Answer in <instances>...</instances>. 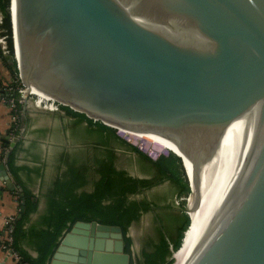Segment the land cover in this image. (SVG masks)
Returning <instances> with one entry per match:
<instances>
[{"label": "water", "instance_id": "water-1", "mask_svg": "<svg viewBox=\"0 0 264 264\" xmlns=\"http://www.w3.org/2000/svg\"><path fill=\"white\" fill-rule=\"evenodd\" d=\"M14 5L24 102L34 88L111 128L175 141L193 217L178 264H264V0ZM47 264H129V254L119 226L79 220Z\"/></svg>", "mask_w": 264, "mask_h": 264}, {"label": "trees", "instance_id": "trees-1", "mask_svg": "<svg viewBox=\"0 0 264 264\" xmlns=\"http://www.w3.org/2000/svg\"><path fill=\"white\" fill-rule=\"evenodd\" d=\"M8 0H0V12L2 22L0 27L7 38V49L9 56L4 55L0 49V56L6 61L10 59L9 68L13 76L12 88L9 94L17 99L19 97L18 87L21 86V80L18 78V69L13 57V42L10 37V19L8 12ZM61 109L70 112L78 117L80 122H86L90 131L98 135L97 140L101 146H106L102 151L106 154L108 161L96 171L97 178L93 180V189L91 192H78L84 185V176L80 171L72 170L64 180H58L54 183L48 197V213L42 219L45 228L40 229V233L33 237V245L38 255L31 257L21 247V242L28 238L24 225L29 214L36 209L37 203L29 195H25V209L21 217H14L12 227L9 230L11 241L9 247L18 256L17 264H47L49 257L54 252L59 243L60 237L64 231H68L76 221H97L102 224L119 226L122 230L125 252L130 253L131 240L127 236L128 227L132 222L139 219L142 212L148 211L153 207L152 203L146 199L137 200L129 198V195L135 196L145 189H150L164 181H170L178 189L175 197L182 194H189L190 187L185 177L180 158L171 152V154L160 155L153 159L138 147L120 140L125 143L133 152L143 159V163L149 164L154 173L147 177L132 176L126 169L116 167V153L111 148L110 140L113 134V128L104 125L100 121H93L85 114L77 112L68 106H61ZM118 138V137H117ZM119 139V138H118ZM13 151L9 152L8 163H11ZM130 174V175H129ZM21 198L18 197L20 204ZM174 201V202H173ZM175 199L171 204L163 205L165 208H173ZM183 216L173 215L172 221L176 227V232L171 236L163 237L158 244L149 252L143 251L141 258L135 261V264H173L175 253L181 246L183 232L189 225V216L185 213ZM129 264H134L130 260Z\"/></svg>", "mask_w": 264, "mask_h": 264}, {"label": "crops", "instance_id": "crops-1", "mask_svg": "<svg viewBox=\"0 0 264 264\" xmlns=\"http://www.w3.org/2000/svg\"><path fill=\"white\" fill-rule=\"evenodd\" d=\"M11 60L6 61L0 56V235L4 234L5 221L10 217H17L19 212V201L21 192L24 196L27 194L37 203L36 209L32 211L24 225L28 238L21 242L22 249L31 257H36L38 252L32 241L33 237L40 233V229L45 228L42 219L48 213V197L54 183L70 174L72 170L77 171L79 165L84 170V185L78 192H91L93 189V171L92 161L87 158V148L81 153L84 157L77 160L78 144L73 137L72 130L78 122L77 116L70 112L60 109L59 111H48L36 107L30 100L20 101L19 97L14 98L16 108L13 110L9 100L12 98L11 92L13 76L9 65ZM35 90V89H34ZM40 98L46 99L42 93L32 91ZM38 97V100H41ZM38 104V101H37ZM40 117L57 118L58 123L53 120L47 124H40ZM83 124V122L81 123ZM87 125V123L85 122ZM49 128H58L63 137L68 141L58 143L44 142L40 139V132ZM7 137L8 142L3 138ZM18 138L14 146L10 148V141ZM57 148L58 152L53 150ZM13 151L11 163H5L7 152ZM124 169V166H116ZM88 168V172H87ZM3 171L6 172L11 182L16 186V190L11 191L6 187L2 180ZM132 176V173H130ZM136 177H147L146 175H137ZM157 186V185H156ZM154 186V187H156ZM132 199H146L153 205L148 211L142 212L139 219L132 222L128 227L127 236L131 240L129 263L132 260L141 258L143 251H151L163 237L171 236L176 232V227L172 221L173 215L183 216V211L179 206L165 208L163 205L171 204L173 195L162 194V192H153L149 196L147 191L137 193ZM21 201V200H20ZM141 239H146L147 245L141 246ZM0 264H17V260L0 248Z\"/></svg>", "mask_w": 264, "mask_h": 264}, {"label": "rangeland", "instance_id": "rangeland-1", "mask_svg": "<svg viewBox=\"0 0 264 264\" xmlns=\"http://www.w3.org/2000/svg\"><path fill=\"white\" fill-rule=\"evenodd\" d=\"M1 12H0V25L2 22V16H1ZM9 19H10V31H11V39L12 42L14 44L15 42V38H14V25H13V20L11 19L10 15H9ZM3 28L0 27V34L4 35V32H2ZM1 50H3L0 47ZM3 53V52H2ZM4 55H8L9 53H3ZM9 56V55H8ZM45 100V99H43ZM42 109V108H41ZM45 110V109H44ZM56 121L58 123V119L57 118H49V117H40V124H49L50 122ZM47 124V125H48ZM113 134L112 136H116L112 137V139L110 140V144L111 148L115 151L117 159H116V166H124V169H126L129 173H132L133 175L137 176V175H153V171L150 170L151 166L147 163H143L142 161H144L143 159H141L137 153L133 152L125 143H122L120 140H124L125 142H128L129 144L138 147L142 152H145L147 155H149L151 158L155 159L160 155H165L167 156L168 154H171V151H169L168 147L163 143L160 142L158 140H152V139H147L145 137H142L141 135H138L136 133H128V132H120L119 130H116L113 128ZM119 131V132H118ZM73 133V137L78 144L83 143L82 147L78 146V151L79 153L85 148L87 147V151H92V158L95 157V154H97L100 150H104V146L96 144V142L98 141L97 138L98 135H94L91 133L90 128H88V126L85 124V122H83V124L77 126L75 129L72 130ZM119 139H118V138ZM40 139L43 140L44 142H53L54 144H56L57 146L58 143L63 142V141H68L67 137H63L62 133H60V129L58 128H49L48 130H43L42 132H40ZM54 152H58L59 149L57 150V148H55L53 150ZM93 151L95 152V154L93 153ZM103 152V151H102ZM101 154V152H100ZM104 154V152H103ZM102 154V156H103ZM177 187L171 183L170 181H164L160 184H158L156 187H152L151 189L147 190V194L152 195L153 192H162V194H166L173 195V198L175 200H177L179 202V204L177 205V203H174L175 206H179L184 208L185 210L187 209V196L189 194H182L179 197H182L183 200H181L179 197H175L176 195V191H177ZM174 202V201H173ZM141 246H145L147 245V241L146 239H141V242L139 243ZM174 254V253H173ZM172 254V257H173ZM174 258V257H173ZM175 261V260H174ZM174 264V263H173Z\"/></svg>", "mask_w": 264, "mask_h": 264}, {"label": "built area", "instance_id": "built-area-1", "mask_svg": "<svg viewBox=\"0 0 264 264\" xmlns=\"http://www.w3.org/2000/svg\"><path fill=\"white\" fill-rule=\"evenodd\" d=\"M0 47L3 49L2 52L3 53H9V50L7 49V38L6 35H1L0 34ZM14 57V54H13ZM18 78L19 74H18ZM21 80V79H20ZM22 83V82H21ZM18 93H19V100L22 101L24 94H25V89L23 87V85L21 84L20 87H18ZM33 102V104L36 107H40L42 109L48 110V111H59L61 109V104L57 101H55L52 98L45 99V100H41V106H40V100H38L37 95L33 94L32 92H30L28 94V101ZM38 101V104H37ZM10 106L12 107V109L14 110L16 108V103L14 101V98H10L9 100ZM181 200L182 197H179ZM175 203H177V205L179 204V202L177 200H175ZM14 217H10L5 221V231L3 235H0V248L3 249L5 252H8V254L10 256H12L14 259H18V256L15 252L12 251V249L9 247V242L11 241V237L9 236V230L12 227V223H13Z\"/></svg>", "mask_w": 264, "mask_h": 264}, {"label": "bare ground", "instance_id": "bare-ground-1", "mask_svg": "<svg viewBox=\"0 0 264 264\" xmlns=\"http://www.w3.org/2000/svg\"><path fill=\"white\" fill-rule=\"evenodd\" d=\"M14 7H15V5H14V0H8V12H9V15H10V17H11V19L13 20V25L15 26V15H14ZM16 28V27H15ZM14 38H15V42H14V44H13V54L14 55H16V53L18 54V52H19V50H18V43H17V36L16 35H14ZM32 91H34V92H36V93H42V92H40V91H38L37 89H35L34 90V88H32L31 89ZM31 91V92H32ZM34 94V93H33ZM42 94H44V93H42ZM36 95V94H35ZM45 96H47L46 94H44ZM37 97H39V96H37ZM48 97L49 96H47V98L46 99H48ZM40 98V97H39ZM40 99H44V98H40ZM41 106V105H40ZM112 128H114V129H116V130H119L118 128H116V127H114V126H112ZM120 132H123V131H125V132H128V133H136V134H138V135H141L142 137H145V138H147V139H152V140H158V141H160V142H163L167 147H168V149H169V151H171L172 153H174L175 155H177L179 158H180V161H181V164H182V167H183V162H182V158H181V153H180V150H179V148L176 146V143H175V141L173 140V138L172 137H169V136H167V135H162V134H156V133H150V132H135V131H131V130H127V129H125V130H119ZM118 131V132H119ZM183 170H184V167H183ZM184 174H185V172H184ZM185 177H186V175H185ZM187 179V178H186ZM190 198H191V195L189 194L188 196H187V198H186V200H187V203H189V201H190ZM187 206H188V204H187ZM188 209V208H187ZM188 211V214H189V216L191 217V220H192V224H193V217H192V215H191V213H190V211L189 210H187ZM192 226V225H191ZM190 229H191V227L188 229V231L186 232V234H185V238H184V240L182 241V243H181V246L179 247V249L173 254V256H174V260H175V262H174V264H178V262H177V254H178V251L181 249V247L183 246V244H184V242H185V240H186V237H187V235H188V233H189V231H190Z\"/></svg>", "mask_w": 264, "mask_h": 264}, {"label": "flooded vegetation", "instance_id": "flooded-vegetation-1", "mask_svg": "<svg viewBox=\"0 0 264 264\" xmlns=\"http://www.w3.org/2000/svg\"><path fill=\"white\" fill-rule=\"evenodd\" d=\"M77 120H78V117H77ZM81 123L82 122H80L79 120H78V122L76 123V126H75V128L77 127V126H79V125H81ZM74 128V129H75ZM92 134H93V132H91ZM96 144H98V145H100V142L99 141H97L96 142ZM85 148H87V147H85ZM82 152V151H81ZM79 153V151H78V154H77V160L78 161H80L81 160V158H83L84 157V153ZM100 152H101V154H100ZM93 153L95 154V152L93 151ZM91 154H92V151L90 150V151H87V153H86V156H87V158H89L90 157V159H91V161H92V171H93V176H94V180L97 178L96 176H97V174H96V171H97V169L98 168H101V166H104L105 164H106V162L108 161V159L106 158V154H103V152H102V150H100L97 154H95V157H93L92 158V156H91ZM102 154H103V156H102ZM104 163V165H103V163ZM77 170L78 171H80V174H82L83 176H84V170H82L81 168H80V166L78 165L77 166ZM87 172H88V168H87ZM130 175V174H129ZM94 187V186H93ZM151 189V188H150ZM147 190H149V189H145L144 191H147ZM133 198V197H135V196H132L131 194L129 195V198Z\"/></svg>", "mask_w": 264, "mask_h": 264}]
</instances>
